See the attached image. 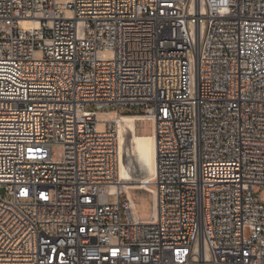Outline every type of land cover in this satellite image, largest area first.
<instances>
[{"label": "built area", "instance_id": "obj_1", "mask_svg": "<svg viewBox=\"0 0 264 264\" xmlns=\"http://www.w3.org/2000/svg\"><path fill=\"white\" fill-rule=\"evenodd\" d=\"M133 106L148 220L96 117ZM259 186L264 0H0V264H264Z\"/></svg>", "mask_w": 264, "mask_h": 264}, {"label": "bare ground", "instance_id": "obj_2", "mask_svg": "<svg viewBox=\"0 0 264 264\" xmlns=\"http://www.w3.org/2000/svg\"><path fill=\"white\" fill-rule=\"evenodd\" d=\"M96 117L99 128L109 121L117 134L118 184L109 186L107 190H121L130 197V189H141L143 187L140 185H144L146 191L155 192L154 186L146 183L153 182L156 173V141L152 134L136 133L135 122L142 116L106 111L97 113Z\"/></svg>", "mask_w": 264, "mask_h": 264}, {"label": "rangeland", "instance_id": "obj_3", "mask_svg": "<svg viewBox=\"0 0 264 264\" xmlns=\"http://www.w3.org/2000/svg\"><path fill=\"white\" fill-rule=\"evenodd\" d=\"M111 107H106L105 110H109ZM118 109V108H116ZM139 107H124L122 113H138ZM136 133L143 135H151V122L150 120H141L135 122ZM55 159H60L62 156V147L60 145L54 146ZM254 194L259 197L260 200L264 201V186H259L255 189ZM129 196L133 204L135 215L140 220H148L152 216L153 211V199L150 192L132 188L129 190ZM123 196L121 200H123Z\"/></svg>", "mask_w": 264, "mask_h": 264}, {"label": "trees", "instance_id": "obj_4", "mask_svg": "<svg viewBox=\"0 0 264 264\" xmlns=\"http://www.w3.org/2000/svg\"><path fill=\"white\" fill-rule=\"evenodd\" d=\"M122 114H132V113H122Z\"/></svg>", "mask_w": 264, "mask_h": 264}]
</instances>
